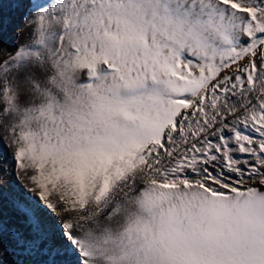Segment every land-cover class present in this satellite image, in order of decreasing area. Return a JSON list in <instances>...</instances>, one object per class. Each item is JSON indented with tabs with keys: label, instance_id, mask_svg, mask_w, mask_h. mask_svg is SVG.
<instances>
[{
	"label": "snow or ice",
	"instance_id": "6c2138e0",
	"mask_svg": "<svg viewBox=\"0 0 264 264\" xmlns=\"http://www.w3.org/2000/svg\"><path fill=\"white\" fill-rule=\"evenodd\" d=\"M5 3L0 264H264V0Z\"/></svg>",
	"mask_w": 264,
	"mask_h": 264
},
{
	"label": "bare ground",
	"instance_id": "6f19581e",
	"mask_svg": "<svg viewBox=\"0 0 264 264\" xmlns=\"http://www.w3.org/2000/svg\"><path fill=\"white\" fill-rule=\"evenodd\" d=\"M3 13L8 23L3 33L0 34V56L5 55L10 48H14L17 41L23 43L28 37L27 29H24L21 19L22 13L19 10H14L5 3ZM30 185L34 187L33 184Z\"/></svg>",
	"mask_w": 264,
	"mask_h": 264
},
{
	"label": "rangeland",
	"instance_id": "374dc122",
	"mask_svg": "<svg viewBox=\"0 0 264 264\" xmlns=\"http://www.w3.org/2000/svg\"><path fill=\"white\" fill-rule=\"evenodd\" d=\"M27 33H28V30H27ZM13 151H14V149L10 146V142H7V141L0 139V156H2V159H0V167L7 168L13 164V161L11 160V155H12ZM4 161H7V163L5 164ZM0 174H3V173L0 172ZM13 174L16 177V182L18 184L22 185L23 188L29 189V190L32 189V186L30 185L32 183L29 179L28 174H25L23 172H16L15 169H13ZM5 179L6 180L9 179V177H5ZM33 194H35V193H33Z\"/></svg>",
	"mask_w": 264,
	"mask_h": 264
}]
</instances>
